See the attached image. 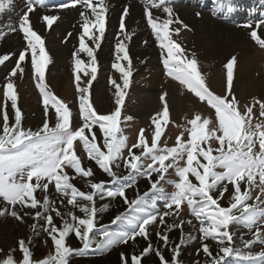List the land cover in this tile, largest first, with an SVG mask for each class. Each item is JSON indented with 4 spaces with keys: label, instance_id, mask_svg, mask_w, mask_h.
Segmentation results:
<instances>
[{
    "label": "snow or ice",
    "instance_id": "6c2138e0",
    "mask_svg": "<svg viewBox=\"0 0 264 264\" xmlns=\"http://www.w3.org/2000/svg\"><path fill=\"white\" fill-rule=\"evenodd\" d=\"M15 0H0V12L14 6ZM173 0H149L144 8L147 24L151 28L158 46L162 49V64L165 74L180 85L186 87L191 93L206 101L215 110V121L202 118L196 114L187 123L191 125L188 129V139L183 140L184 133L176 137V144L172 147H161L158 141L169 119V109L166 101L167 92H163L160 100L163 108L154 114L152 123L155 125L151 137V143L146 141L145 130L139 131L138 138L131 147L127 146L128 137L124 135L120 125L122 119V106L124 104L126 91L130 86V78L133 74L131 59L127 51L125 41L131 39L133 33L126 29L125 17L129 13L127 5L124 6L120 17V37L116 44L117 62L112 65L120 72L121 84L111 77L109 83L114 85L115 109L108 114L98 113L90 100V87L97 76V59L93 48L85 43V37L91 40L96 48L106 30V13L108 11L107 0H69V3H60L57 7L65 9L70 6L81 5L90 10V15L85 11L80 13L82 33L79 36V48L72 53L73 73L75 77L76 90L79 101V120L81 123L75 129L72 127L73 111L63 100L58 98L49 88L45 79V70L50 62L46 50L45 40L34 30L30 20V13L38 7H45V0H25L26 10L19 18L18 26H7V32L0 27V39L15 31L23 34L25 47L19 51L15 66L12 67L6 83L3 85L5 104L0 107L2 115V131H0V198L7 206L0 208V216L10 215L19 221L23 220L21 214L16 210V205L39 209L34 212L32 218L44 219L43 231L53 241L54 252L40 260H33L29 248L31 237L28 242L23 239L18 241L22 252L19 262L14 260L10 254L0 264H69L73 255L82 256L88 252L107 251L114 245L126 244L135 241L137 237L149 240V226L155 222L166 225L167 217H179L182 206L187 205L191 215L199 223L200 248L207 257L205 264H222L228 256H239L245 260H260L264 264V249L253 253L250 249L256 243L264 245V227L258 226L261 218H264V120L256 121L254 108L259 105V116L264 117V101L257 98L252 99L250 105H245L241 110L239 101L232 94V83L234 79V67L236 57L230 58L225 64L227 90L218 95L210 90L205 82V77L198 67V59L195 53L187 51L173 38V32L179 33V28H171L174 23L183 24L172 6ZM221 5L223 0H220ZM152 9H162L166 18L154 16ZM199 15V13H197ZM56 15H43L42 21L50 28L58 20ZM255 24V27H253ZM251 29L250 36L261 47H264V39H261L257 29L264 26V18L256 21L249 20L243 25ZM187 28V25H183ZM71 36V33H68ZM67 39V37H65ZM86 53L89 57L86 71L84 61L79 58V53ZM120 53L123 54V66ZM166 53V55L164 54ZM12 54L0 55V65L10 59ZM30 55V64L36 87L39 90L44 107V120L42 126L33 130L24 128L22 125L23 114L18 107V93L14 78L23 75L25 63ZM84 73L87 79L85 86H81V76ZM231 97V99H229ZM11 102L14 116L11 118L7 112V102ZM49 106L54 110L55 123L50 125ZM130 120L132 117H123ZM100 130L103 141L102 146L97 143V135L94 128ZM217 142L212 147L210 141ZM83 144L88 157L95 161L99 168L112 178L111 182L124 181L117 191H107L109 197L120 196L128 205L130 212L141 213L139 215L119 214L112 224L124 221L130 225L128 231H109L108 226L101 225L98 233L96 215L98 209L95 207L94 197L99 193L103 197L104 181L93 182L88 179L89 191H81L70 181L65 169L71 168L74 173L90 178L93 176L91 168H84L81 159L76 155L74 142ZM127 148L128 157L124 159L125 167L128 169L127 176H118L113 171V165L121 158L122 152ZM134 149H140L137 154ZM143 158H149L151 163L145 165ZM202 158V159H201ZM166 161H170L166 163ZM182 162V163H181ZM118 166V165H117ZM173 169L178 180L171 181L173 191L165 192L161 182L166 179V173ZM157 174L156 180H151L152 173ZM137 174L145 175L151 182V192H159L165 199L164 210L155 207L146 210L145 204L149 196L148 192L131 201L126 196V188L135 183ZM191 177L195 178L193 182ZM54 183L55 189L63 197L67 198V204L74 209L78 208L83 214L77 216L74 211L68 212V218L62 217V223L58 227L54 221L52 212L56 216H62L55 202L45 194L43 201L34 196V192L40 189L47 193L49 185ZM233 191L229 197L227 206H222L220 201L228 191V185ZM243 186V187H242ZM259 189L253 202V191ZM214 193H216L214 195ZM86 203H81L80 201ZM63 203V201H61ZM28 215V213H24ZM242 223L251 233V239L243 240L242 247L237 248L234 244V233L231 226ZM192 224V220L180 219L179 223L166 225L163 231H157L156 235L168 246V232L172 228H180L181 238L179 243L171 248V260H167L159 247L153 249L151 242L139 255L133 254L131 264H141L144 256L155 251L160 264H182L179 260L182 246L188 242L195 241L197 237L192 233L185 234L183 225ZM37 224L31 225L33 232ZM254 229V231H253ZM196 231L195 227L193 229ZM75 234L81 242L79 248H72L66 243V238ZM91 234V235H90ZM212 239L218 242V252L213 255L208 243ZM122 264H128V259L121 253ZM199 264V262H197Z\"/></svg>",
    "mask_w": 264,
    "mask_h": 264
},
{
    "label": "rangeland",
    "instance_id": "374dc122",
    "mask_svg": "<svg viewBox=\"0 0 264 264\" xmlns=\"http://www.w3.org/2000/svg\"><path fill=\"white\" fill-rule=\"evenodd\" d=\"M184 3V4H183ZM189 3V1H188ZM246 3H251L250 0H247ZM174 5V10L180 9L181 12L187 13L188 10H184L186 8H189V11H193L196 7V5L192 4H185V2H179V3H172ZM177 5V6H176ZM203 5V4H202ZM212 3H209L206 7H201V13L202 14H210L212 13ZM232 5L240 6L238 5L237 0H232ZM184 6V7H183ZM53 7H47L48 10ZM255 7H258L259 9H264V0L261 1L260 4L256 5ZM227 9L228 7H224ZM26 10V8L23 9V11ZM46 10V8L44 9ZM232 11V10H231ZM233 14L238 12L237 10L233 9ZM248 11V9H247ZM231 13V12H230ZM232 14V13H231ZM231 14L229 16H231ZM23 14H20V16ZM242 17V16H241ZM216 18V17H215ZM215 21L218 22V24H222L225 26V28H235L236 30H242L247 29L250 33L251 29L244 27L243 25L246 24L249 20L256 21L264 18V16H257L252 15L251 18L244 17V18H230L233 22H237L236 24H231L229 20L226 19H215ZM240 19V20H239ZM180 20V19H179ZM183 22V24L180 23H174L171 25V28H179V33L173 32L172 38L179 43L185 50L189 46L191 41V36L193 34V28L190 24L187 25L183 20H180ZM12 21H3L0 23V27L4 28V30H7V25H9ZM43 22V21H42ZM19 18H17L15 26H18ZM183 25H187V28L183 27ZM253 27H255V24H253ZM260 33L259 36L261 39H264V26L257 29ZM257 31V33H258ZM151 41L154 43V46L158 45L153 33L150 34ZM118 35L114 34V32L108 33L102 43H100V55L102 56L104 60L103 67L100 68V70H97V76L96 79L93 81L91 87H90V100L95 108V110L100 114H108L111 111L115 109V87L114 85L109 83L108 77H103L102 79L98 78L99 74L106 75L108 72H111L112 76L111 78L115 80L117 83L121 84L122 86V79L121 74L119 71L114 69L112 65L117 62L116 56H117V50H116V44L119 41ZM60 40V41H59ZM61 42V43H60ZM59 43V44H58ZM67 48H65V52L62 54L64 57V66L63 70L66 71L68 75H70V79L73 81V93H70V99L66 100L61 97V95L58 93V91L53 87L51 84L50 79L52 76H59V72L61 70H54L51 67V61L48 63L46 70H45V79L46 83L48 84L49 88L52 90V92L61 100L65 101L72 109L73 111V121H72V127L73 129L77 128L81 121L79 120V101H78V93L76 90V81L73 73V58L72 53L76 49L73 42L69 41H62V39L58 38L55 46H64L68 44ZM126 45L127 42L125 41ZM253 43V51L254 53H257L260 55L263 59L264 64V47H261L255 40H252ZM49 43L45 41V46L48 47ZM54 46V47H55ZM89 46V45H88ZM139 46V43H135L134 47L135 49ZM25 47V42H24ZM50 47V48H49ZM49 51L47 49L48 55L50 57V54H53V46L49 45ZM90 47V46H89ZM93 47V46H92ZM21 48L18 49L16 54H12V58L14 59V64L11 65L4 75L2 76V79L0 80V107H2L5 104V98L3 95V85L6 83V79L9 76V73L12 69V67L15 66L16 59L18 58L19 51ZM78 50V49H76ZM75 50V51H76ZM127 51L129 53V50L127 48ZM158 56L156 58L157 63L159 64L161 69H164L162 64V49L158 47ZM237 51L234 54L237 56ZM95 54V52H94ZM166 55V53H164ZM121 56V60L119 61L123 66H127V61H123L122 56L123 54H119ZM96 59L97 55L95 54ZM129 57L131 59V66L133 69V74L130 78V86L126 91V96L124 100V104L122 106V119H121V129L128 137L127 146L131 147L133 143L136 142L138 138V134L140 129L145 130V137L146 141L150 144L151 143V137L155 129V125L152 123V119L154 114L160 112L163 108V104L160 100V96L163 92L157 91V89L153 90L152 94L154 96L158 97V103L156 104V108L153 111L144 112L143 105H142V99L144 97V92L147 90L144 86L140 87L143 82H145L148 78V72L152 70V68L142 69L141 66H143L146 62V58H134L130 53ZM79 58L84 61V66L86 71H90V69L87 68V63L89 61V57H87L86 53H79ZM229 57H226L227 59ZM224 59V57H222ZM202 62L204 61L203 58H200ZM219 60V58L216 59V61ZM201 62V63H202ZM207 62L212 63L214 61H211L210 59L207 60ZM236 64V63H235ZM221 65V66H220ZM98 66V63H97ZM223 63L218 65L217 73L220 77V83L215 88L211 87L209 80V75H204L205 82L209 86L210 90H212L214 93L218 95H222L227 90V80H226V69L224 67ZM207 68L206 66H204ZM259 68L261 69V65L259 64ZM257 68V69H259ZM150 70V71H149ZM235 70V67H234ZM147 71V72H146ZM234 71V75H235ZM81 76V86H85L88 76H85L84 73H79ZM255 78H260L262 83L264 84V65L263 69H261L260 73L256 71L254 73ZM168 77V76H167ZM29 79V85L34 90L35 97L28 98L25 102H21L18 97V107L21 109L23 114L22 119V125L24 128H31L33 130H36L37 128L42 126L43 120H44V107L42 105V98L40 96L39 90L36 87V79H34L33 72L31 69L30 64V55L27 57V61L25 63V71L23 75H17L14 78L16 90L19 96L20 91V83L22 79ZM108 78V79H107ZM235 78V76H234ZM101 80V81H100ZM141 81V82H140ZM236 80L233 79L232 83V94L235 95V97L239 101L240 109L243 110L245 105H250L252 103L253 98H257L261 101H264V91L263 89L256 90V93H250L243 96H238V89L236 88ZM209 83V84H208ZM235 84V85H234ZM25 87V86H24ZM181 90L178 94L177 99V105L173 107H170L169 100H168V94L166 96V101L168 104L169 109V119L166 124H162L164 128V132L161 135L160 140L158 141L159 145L161 147L168 146L172 147L176 144V137L180 135L182 132L184 133L182 139L187 140L188 139V129L191 128V125L187 122L192 120L196 114H199L202 118L207 117L211 121H215V110L212 109L206 101H200L198 97H196L193 93H191L186 87L181 86ZM264 88V87H263ZM236 90V91H235ZM237 92V93H236ZM231 99V97H229ZM7 112L10 117V123L12 122L11 118L14 116V112L11 108V102H7ZM49 113H50V125H54L55 123V116H54V110L51 109V106H49ZM255 113V120L260 121L264 120V117L259 116V105H256L254 108ZM132 117L130 120H124L123 117ZM2 115H0V131H2ZM94 131L97 135V143L102 146V135L100 133V130L97 127L94 128ZM212 147L217 146V142L214 140L210 141ZM74 150L76 152V155L81 159L82 166L84 168H91L93 171V176L90 178H85L82 176H79L74 173V170L71 168L65 169V171L68 173L70 177H75L70 182L73 183L77 188H79L81 191H89L90 188L88 187L87 181L88 179H91L93 182H100L104 181V195L103 197L101 194H97L95 199V207L98 209V213L96 215V224L97 228L94 229L95 233H98L99 227L101 225L108 226L109 231H128L130 230V225H128L126 222L121 221L116 224H112V220L119 214H125V215H139L141 213L136 212H130L128 205L125 203L124 199L120 196L115 197H109L106 195L107 191H117V189L124 183V181H118L116 183H112V178L109 177L105 172H103L99 166L95 163V161L91 160L88 157L87 152L84 149V146L81 142L75 141L74 142ZM134 152L137 154L139 153L140 149H134ZM128 157L127 148L124 149L122 152L121 158L114 164L113 171L118 176H127L128 169L125 167L124 159ZM202 159V158H201ZM143 164L145 167L147 164L151 163V160L149 158H143L142 159ZM170 161H166V163H169ZM182 163V162H181ZM118 165V166H117ZM157 174L155 172L152 173L151 180H156ZM190 179L195 181L194 177L190 176ZM178 180V177L176 176V173L173 169H169V171L166 173V179L161 182V187L165 190V192L170 193L173 191V184L171 181ZM127 183L131 184L130 187L126 188V196L129 201L135 199L137 195H143L145 192L149 193V196L147 198V202L145 204L146 210H151L153 207L163 211L164 210V204L165 199L159 192H151V182L148 177L145 175L137 174L135 177V183L132 184L131 181H128ZM243 187V186H242ZM233 191L232 186L228 185V191L225 194L224 198L220 201L222 206H227L229 203V197ZM259 189H255L253 191V200L249 201V203L253 202L255 199V196ZM47 194L50 198V200L55 202V206L59 209L62 216H56L55 212H52L53 221L54 223L59 227L62 223V217L68 218L67 213L74 211L77 216H82L83 214L79 211L78 208L74 209L71 205L67 204V198L63 197L59 192L56 191L54 183L49 185V189L47 190V193L44 191L37 189L34 192V196L43 201V198ZM216 193H214L215 195ZM63 201V203H61ZM81 203H86L84 201H80ZM107 209H105L106 206H108ZM8 207L11 209L12 206L6 205V202L0 198V208ZM16 210L21 214L23 217L22 221L17 220L14 217H11L10 215H3L0 216V261L4 260L6 257H8L10 254L14 257V260L16 262L21 261L22 259V252L19 249L18 241L23 239L25 242L29 241V238L31 237V242L29 244V248L32 252V259L33 260H40L45 258L50 253L54 252V245L51 238L48 236L46 232L43 231V225H44V219L38 218L34 220L32 216L34 215V212L39 210L37 209H31L30 207H23L21 208L20 205H16ZM182 212L180 213L179 217H167L166 218V225H170L173 223H179L180 219H184L185 221L191 219L192 224L189 225L185 223L183 225V232L185 234L192 233L197 237L195 241H190L187 243L186 246H182L181 253L179 256V260L182 261V264H205V261L207 257L201 250L199 254H197V249L200 248V240H199V223L195 220V218L191 215L189 209L187 208V205L184 204L182 206ZM28 213V215H24V213ZM109 218V220H105ZM37 224V229L35 232H33V229L31 228V225ZM166 225H160L159 222H155L152 225L149 226V240H145L143 237H137L135 241H129L126 244H118L114 245L107 251H95V252H88L86 255L89 256L90 259H95L97 256H100L101 264H106V261H110L114 259L117 255L120 257V262L122 264L121 260V253H127L128 254V264H131V257L133 254L139 255L142 250L148 246L149 241L151 242L153 249L159 247L162 254L167 260H171V248L175 246V244L179 243L181 238V230L180 228H172L168 232L169 237V244L168 246H164V242L157 237L156 233L157 231H163ZM258 226L264 227V218H261L259 221ZM196 229L194 231L193 229ZM231 231L234 233V244L237 248L242 247L243 240L251 239V233L247 227H245L242 223H235L231 226ZM254 231V229H253ZM91 235V234H90ZM208 243L211 252L213 255H215L218 252L219 245L217 241H214L212 239H208L205 241ZM66 243L71 246L72 248H79L82 246L81 242L76 238L75 234H71L69 237L66 238ZM262 249H264V245L260 243H256L251 247V251L253 253L259 252ZM85 256V255H82ZM81 256V257H82ZM80 256L73 255L70 258L69 263H74ZM115 260V259H114ZM113 260V262H114ZM141 264H160L159 258L155 255V251L150 252L148 255L144 256L141 260ZM222 264H262L260 260H245L242 259L239 256H228L225 258V260L222 262Z\"/></svg>",
    "mask_w": 264,
    "mask_h": 264
},
{
    "label": "bare ground",
    "instance_id": "6f19581e",
    "mask_svg": "<svg viewBox=\"0 0 264 264\" xmlns=\"http://www.w3.org/2000/svg\"><path fill=\"white\" fill-rule=\"evenodd\" d=\"M188 1L190 0H173V3H188ZM204 1L206 0H197L198 3L195 1L194 3H196V7L192 12L189 11V8L184 9L188 10L187 13H184L183 11L181 12L180 9L175 10L179 19L183 20L187 25L190 24L194 30L190 44L186 48L187 53H195L199 62V70L203 76L206 74L208 76L210 74L208 82L210 81V85L213 88L220 83V77L218 75L219 71L217 73V69L219 68L218 65L221 63L225 65L227 61L234 56L237 58L234 70L236 71L234 80H236L235 83L236 88L238 89V96H243L245 93L246 95L252 92L254 93V91L256 93V90L258 89H263L264 91V84L261 79L255 78L254 75L256 71L260 73L261 69H263V59L257 53L252 52L254 47L252 40L254 39L251 38L249 31L247 29L236 30L232 27L225 28V26L218 24V22L214 20L217 15L221 14V11L226 10L224 8L225 6L223 4L221 5L220 0L214 2L215 9L212 13L208 15L202 14L200 8L202 7V4H204ZM54 2L59 5L60 3H69V0H55ZM95 2L96 0H93V3ZM225 2H227L226 7H229V1ZM55 3L45 4V7L50 5L49 8L55 6L49 10L48 8L44 10L45 7H38L35 12L30 13V20L34 26V30L37 31L50 46H53V54H50L51 67L54 70L59 69L61 72H59V76H52L50 81L61 97L69 100L70 93H73V81L70 79V75L63 70L64 57L62 55L65 52V48L69 47L67 46L69 43L60 48L59 46H55V43L57 39L60 38L64 42H73L76 49H78L80 44L79 36L83 31L80 26L82 23L80 13L85 11L90 15V10L81 5L59 9L57 7L58 5ZM148 3L149 0H107L108 11L106 13V30L100 43H102L108 33L114 32V34L117 35L120 32V17L124 6L127 5L129 13L125 17L126 29L128 32L133 33L131 39L126 41L127 48L134 58H146L145 64L141 66L142 69L147 68L146 70H148V68H152V70H149L150 72H148L147 80L140 86L147 88L142 99V108L144 112L155 110L156 104L158 103V97L150 92L157 89V91L160 92H167L169 105L174 109V106L177 105V97L182 85H180L178 81L167 77L165 70L161 69L157 63V49L159 46H154V41H151L150 34L152 33V30L147 24V18L144 13V8ZM24 8H26L25 0H15L12 8L0 12V23L3 21H12L9 25L15 26L17 18H20V14H23ZM152 12L154 16H160L162 19L166 18V14L163 13L162 9H152ZM230 12L232 13H230V18H239L245 14L240 11L233 14V12H235L233 10ZM197 13H199V15H197ZM43 15H56L59 18L49 28L46 22H42L41 18ZM68 33H71V36H68ZM259 33L260 32L258 31V35ZM65 37H67V39H65ZM24 42L23 34L18 30L6 35L3 39H0V55L13 52L16 54L19 48H24ZM85 43L93 48L97 55L98 69L100 70L104 64V60L100 55V46L99 48H96V45L87 37H85ZM135 43H139V46L136 49L134 47ZM48 47H46V50L48 49L49 51L50 47ZM236 51L238 52L237 56L234 55ZM222 57H224V59H222ZM226 57L229 58L225 59ZM200 58H203L204 61L202 62ZM217 58H219V60L216 61ZM209 59L214 62H207ZM13 64L14 59L10 56L8 61L0 65V80L6 70ZM259 64L261 65V69L259 68ZM111 74V72H108L106 75L99 74L98 78H110L112 76ZM29 81V79L24 78L20 83L21 92L18 97L21 102H25L28 98L35 97V92L29 85Z\"/></svg>",
    "mask_w": 264,
    "mask_h": 264
},
{
    "label": "trees",
    "instance_id": "16d2710c",
    "mask_svg": "<svg viewBox=\"0 0 264 264\" xmlns=\"http://www.w3.org/2000/svg\"><path fill=\"white\" fill-rule=\"evenodd\" d=\"M110 204L108 206L105 207V209H107V207H109ZM105 220H109V218L107 217V219ZM125 256L127 257L128 259V254L127 253H124ZM88 255V254H87ZM80 256L74 263L72 264H101V260H100V256L98 255L97 258L95 259H90L89 256ZM115 259V260H114ZM114 259L110 260V261H106V264H121L120 262V257L119 255H117L116 257H114ZM114 260V262H113ZM70 264V263H69Z\"/></svg>",
    "mask_w": 264,
    "mask_h": 264
}]
</instances>
